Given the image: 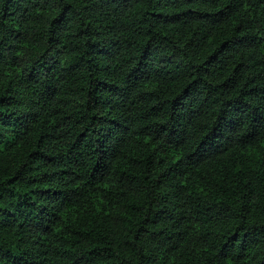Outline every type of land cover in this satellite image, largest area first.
Here are the masks:
<instances>
[{
    "label": "trees",
    "instance_id": "16d2710c",
    "mask_svg": "<svg viewBox=\"0 0 264 264\" xmlns=\"http://www.w3.org/2000/svg\"><path fill=\"white\" fill-rule=\"evenodd\" d=\"M0 264H264V0H0Z\"/></svg>",
    "mask_w": 264,
    "mask_h": 264
}]
</instances>
